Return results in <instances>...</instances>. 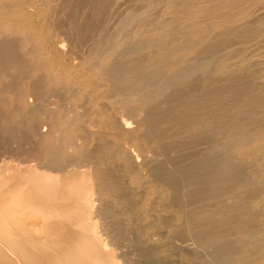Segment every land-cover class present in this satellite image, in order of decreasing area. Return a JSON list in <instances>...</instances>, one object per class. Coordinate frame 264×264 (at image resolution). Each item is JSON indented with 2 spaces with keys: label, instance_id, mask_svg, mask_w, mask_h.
<instances>
[{
  "label": "bare ground",
  "instance_id": "obj_1",
  "mask_svg": "<svg viewBox=\"0 0 264 264\" xmlns=\"http://www.w3.org/2000/svg\"><path fill=\"white\" fill-rule=\"evenodd\" d=\"M7 149L0 264H264V0H0Z\"/></svg>",
  "mask_w": 264,
  "mask_h": 264
},
{
  "label": "rangeland",
  "instance_id": "obj_2",
  "mask_svg": "<svg viewBox=\"0 0 264 264\" xmlns=\"http://www.w3.org/2000/svg\"><path fill=\"white\" fill-rule=\"evenodd\" d=\"M7 151H8V152H9V151L11 152L10 149L0 151V158H1V159L3 158V156H4V157H5V156H6V157H10V158H8V159H10V161L7 160L6 157L4 158V160H7L8 162H7V161H6V162H7V163H10V164H16L15 162H17V164H18V163H20V162L22 161V160L19 161V159H21V158L18 159V156H19V155L17 156V153H15V154L12 153V154H14V156H17V157H13V155H11L10 152L8 153ZM6 152H7L8 154H10L11 156H10V155L7 156L8 154L5 155ZM13 152H14V151H13ZM2 153H3V154H2ZM1 154H2L3 156H2ZM11 157H12V159H11ZM13 158H16V161H15V159H14V163H13ZM11 161H12V162H11ZM1 164H2V162H0V165H1Z\"/></svg>",
  "mask_w": 264,
  "mask_h": 264
}]
</instances>
